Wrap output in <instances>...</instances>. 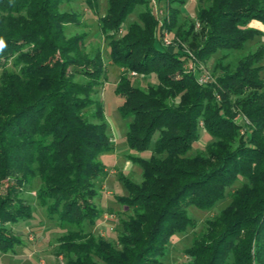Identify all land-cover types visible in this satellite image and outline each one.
<instances>
[{
  "label": "trees",
  "instance_id": "obj_1",
  "mask_svg": "<svg viewBox=\"0 0 264 264\" xmlns=\"http://www.w3.org/2000/svg\"><path fill=\"white\" fill-rule=\"evenodd\" d=\"M74 1L0 0V253L22 245L10 225L33 218L21 193L34 182L48 217L68 228L54 248L64 264H161L171 238L192 225L187 207L209 209L239 181L183 251L185 264H264V44L233 67L222 63L261 35L249 23L264 24V0H209L187 28L177 23L186 0H154L169 12L161 19L151 0H107L100 15L98 0H84L122 69L114 93L128 120L125 144L150 151L127 155L141 181L117 174L124 192L114 200L131 213L118 217L113 242L85 229L103 212L93 203L107 175L99 155L114 145L96 97L102 53L86 50L85 32H65L79 23L63 9ZM175 28L165 46L162 30ZM214 56V80L199 84L200 63ZM134 76L155 83L142 87ZM201 128L211 141L190 155Z\"/></svg>",
  "mask_w": 264,
  "mask_h": 264
},
{
  "label": "rangeland",
  "instance_id": "obj_2",
  "mask_svg": "<svg viewBox=\"0 0 264 264\" xmlns=\"http://www.w3.org/2000/svg\"><path fill=\"white\" fill-rule=\"evenodd\" d=\"M99 1L98 14H103L106 8L107 0ZM153 1V2H152ZM153 4V10L157 17L167 18L169 12L165 5H160L154 0H151ZM209 0H186L183 6L180 8V14L178 16V25L185 28L195 21L196 12L200 6L207 4ZM175 6V5H174ZM144 6L137 7L133 13H131L122 29H125V25L132 20H137L138 12L143 9ZM63 9L73 10L79 14L78 24H68L65 32L67 35H74L76 33L85 32V48L92 52L95 49H99L104 59L106 76L105 80L100 87L97 88L96 97H98L105 109L106 120L112 132V139L114 148H118L115 152L114 149L108 152H104L99 155V160L106 165L107 175L102 179L101 185H97V195L93 199V203L100 208L103 212L92 227L87 223L85 229L104 236L111 240H115L117 236L116 222L118 217L124 218L131 213V209L117 203L114 200V194H121L124 192L121 182L117 178L118 172L125 173L130 179L135 182L141 181V168L138 164L132 162L128 158V154H134L137 156L148 157L149 152L138 153L131 151L125 144V132L127 130V119H124L117 110V104L119 103L118 96L114 93L115 83L121 72V68H118L109 60L107 41L104 40L102 35L98 31V20L97 17L84 5V0H75L74 2L63 5ZM253 21H250L249 26ZM259 26V24H258ZM262 28L261 35L255 37L249 41L245 48L240 51H231L228 57L222 61L224 65L233 67L237 61L249 51H253L259 44H264V25H260ZM175 31L172 32L162 30L170 41L165 46H171L172 40H175ZM182 47L187 49L186 43H182ZM214 56L210 61L206 63H200L199 71L197 75H202L204 72L209 74V81L214 80V74L212 73ZM146 81L154 84L155 79L150 77L144 79L142 77L134 76L133 82L145 87ZM240 119V118H237ZM211 141V136L207 134L202 128L200 129L199 138L193 143V148L189 152L190 155H195L198 152H202L205 145ZM124 146L123 148H121ZM152 146V144H151ZM241 182L237 181L233 186L226 189V196L216 202V204L206 210L198 209L194 206L187 207L188 215L192 220L190 225L184 232L178 233L171 238V241L167 247L165 254L161 257V264H185L186 256L183 251L189 247L192 243L193 238L199 233L205 230L206 221L217 215L229 202V193L239 186ZM38 185L34 182L30 187L21 193L25 198L27 204H31L33 211V218L30 220H20L16 224L10 225L13 232L19 235L22 240V245L17 247L15 253H0V264H64V258L62 255H56L54 248L59 243V238L66 233L67 227L61 226L55 218L48 217L45 208L42 207L36 197V189ZM4 190V186L0 187V191ZM107 215V219L104 216Z\"/></svg>",
  "mask_w": 264,
  "mask_h": 264
},
{
  "label": "built area",
  "instance_id": "obj_3",
  "mask_svg": "<svg viewBox=\"0 0 264 264\" xmlns=\"http://www.w3.org/2000/svg\"><path fill=\"white\" fill-rule=\"evenodd\" d=\"M197 25H198V24H197ZM163 43H164L165 45H167V44L170 43V41L168 40V38H167L165 35L163 36ZM131 75H136V72L132 71V72H131ZM209 78H210V76H209V74H207L206 72H204V74H202V75H197V76H196V80H197V82H198L199 84H204V83L209 82ZM113 141H114V140L111 139V142H113ZM104 218L107 219V215H105Z\"/></svg>",
  "mask_w": 264,
  "mask_h": 264
},
{
  "label": "crops",
  "instance_id": "obj_4",
  "mask_svg": "<svg viewBox=\"0 0 264 264\" xmlns=\"http://www.w3.org/2000/svg\"><path fill=\"white\" fill-rule=\"evenodd\" d=\"M253 21V23H251V25H253L254 27L253 28H256V29H258V30H260V31H262V28H261V26L260 25H264L263 23H261L260 21H257V20H252ZM258 24H259V26H258ZM124 146H122L121 148H123ZM118 149V148H117ZM117 149L116 148H114V151L116 152L117 151Z\"/></svg>",
  "mask_w": 264,
  "mask_h": 264
},
{
  "label": "clouds",
  "instance_id": "obj_5",
  "mask_svg": "<svg viewBox=\"0 0 264 264\" xmlns=\"http://www.w3.org/2000/svg\"><path fill=\"white\" fill-rule=\"evenodd\" d=\"M0 45H2V42H0Z\"/></svg>",
  "mask_w": 264,
  "mask_h": 264
}]
</instances>
